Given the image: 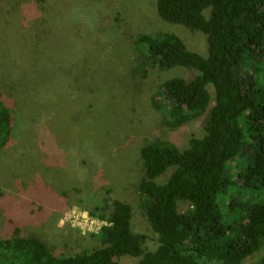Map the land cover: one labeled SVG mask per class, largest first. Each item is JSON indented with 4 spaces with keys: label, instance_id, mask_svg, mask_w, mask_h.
I'll use <instances>...</instances> for the list:
<instances>
[{
    "label": "rangeland",
    "instance_id": "1",
    "mask_svg": "<svg viewBox=\"0 0 264 264\" xmlns=\"http://www.w3.org/2000/svg\"><path fill=\"white\" fill-rule=\"evenodd\" d=\"M159 30L207 55L206 36L163 20L156 0H0V92L14 115V139L0 148V237L18 225L63 254L92 248L99 243L80 228V218L110 188V197L131 205L132 227L145 234V246L155 247L139 204V148L155 138L184 148L201 134L203 119L170 128L152 104L162 98L163 80L197 73L139 70L142 53L133 37ZM255 80L264 88V71ZM248 156L226 166L234 182L227 197L238 200L233 209L220 207L227 225H239L250 204L264 201L263 190L235 181ZM188 208L178 202L179 212ZM262 256L264 238L245 264ZM117 264L138 259L123 255Z\"/></svg>",
    "mask_w": 264,
    "mask_h": 264
},
{
    "label": "trees",
    "instance_id": "2",
    "mask_svg": "<svg viewBox=\"0 0 264 264\" xmlns=\"http://www.w3.org/2000/svg\"><path fill=\"white\" fill-rule=\"evenodd\" d=\"M156 10L167 22L202 32L207 55L190 50L173 32L133 37L143 74L147 66L197 71L161 82L162 98L152 104L164 123L177 128L203 118L201 134L184 148L162 138L139 148V204L155 247L147 248L145 234L133 229L131 205L105 188L103 201L87 210L105 222L89 233L98 245L67 255L14 225L0 237V264H117L123 255L136 257L138 264H245L260 249L264 201L250 204L236 226L223 223L220 207L238 204L227 197L234 183L226 175L232 159L249 155L235 181L264 191V88L255 80L264 71V0H156ZM13 127V107L0 92V148L14 139ZM179 201L189 208L179 212ZM252 264H264V256Z\"/></svg>",
    "mask_w": 264,
    "mask_h": 264
},
{
    "label": "built area",
    "instance_id": "3",
    "mask_svg": "<svg viewBox=\"0 0 264 264\" xmlns=\"http://www.w3.org/2000/svg\"><path fill=\"white\" fill-rule=\"evenodd\" d=\"M80 221L83 223L80 228L88 230L89 232H96L100 229L102 225L105 224L104 221L91 216L88 212L84 211L81 215ZM93 227V229H92Z\"/></svg>",
    "mask_w": 264,
    "mask_h": 264
}]
</instances>
